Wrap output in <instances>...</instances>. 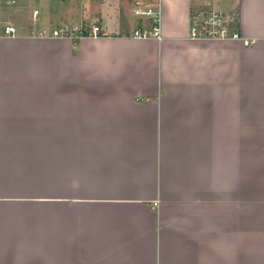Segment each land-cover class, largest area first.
<instances>
[{
  "label": "crops",
  "instance_id": "crops-1",
  "mask_svg": "<svg viewBox=\"0 0 264 264\" xmlns=\"http://www.w3.org/2000/svg\"><path fill=\"white\" fill-rule=\"evenodd\" d=\"M89 2L0 0V264H264V0L248 47Z\"/></svg>",
  "mask_w": 264,
  "mask_h": 264
},
{
  "label": "built area",
  "instance_id": "built-area-1",
  "mask_svg": "<svg viewBox=\"0 0 264 264\" xmlns=\"http://www.w3.org/2000/svg\"><path fill=\"white\" fill-rule=\"evenodd\" d=\"M224 0H193L191 2L190 15V37L192 39H213V40H236L243 46L248 47L252 43L243 39L238 30V13L236 11H223L219 9L220 3ZM162 0H135L133 2L132 14L134 18L145 20L150 24V31L136 30L134 37L146 38L147 36L158 37V24L160 21ZM37 11L33 12L36 19ZM83 17V15H82ZM83 27V29H82ZM6 35H13L15 28L7 26L4 29ZM100 32L98 26L93 23L81 25L77 28H62L54 30L52 35L57 37H70L80 39L84 36H96Z\"/></svg>",
  "mask_w": 264,
  "mask_h": 264
},
{
  "label": "rangeland",
  "instance_id": "rangeland-1",
  "mask_svg": "<svg viewBox=\"0 0 264 264\" xmlns=\"http://www.w3.org/2000/svg\"><path fill=\"white\" fill-rule=\"evenodd\" d=\"M90 2L88 4L91 5L92 10L94 9V11L96 12V8L99 7L98 5L106 3V4H111L113 3L117 9V13L119 17L122 18H128L129 21H133L136 20V18H134L133 14H132V9H133V2L135 0H89ZM193 1V0H191ZM147 22V21H146ZM91 23H87V24H82V25H89ZM132 25V23H131ZM135 25V23H134ZM97 26V24L95 25ZM71 29V28H69ZM83 29V27H82Z\"/></svg>",
  "mask_w": 264,
  "mask_h": 264
}]
</instances>
